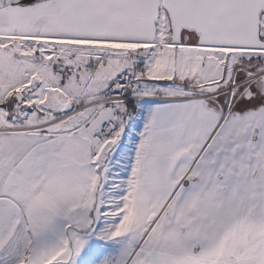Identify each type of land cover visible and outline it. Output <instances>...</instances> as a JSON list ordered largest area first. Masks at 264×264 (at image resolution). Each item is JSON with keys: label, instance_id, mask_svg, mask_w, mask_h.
<instances>
[{"label": "snow or ice", "instance_id": "snow-or-ice-1", "mask_svg": "<svg viewBox=\"0 0 264 264\" xmlns=\"http://www.w3.org/2000/svg\"><path fill=\"white\" fill-rule=\"evenodd\" d=\"M0 264H264V0H0Z\"/></svg>", "mask_w": 264, "mask_h": 264}]
</instances>
